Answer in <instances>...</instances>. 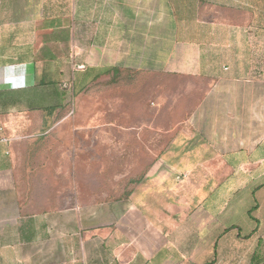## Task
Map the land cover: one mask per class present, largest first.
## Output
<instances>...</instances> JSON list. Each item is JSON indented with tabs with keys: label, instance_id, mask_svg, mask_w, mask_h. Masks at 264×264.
<instances>
[{
	"label": "crops",
	"instance_id": "obj_1",
	"mask_svg": "<svg viewBox=\"0 0 264 264\" xmlns=\"http://www.w3.org/2000/svg\"><path fill=\"white\" fill-rule=\"evenodd\" d=\"M112 68L174 78L176 128L87 198L65 113ZM0 123V264H264V0H0Z\"/></svg>",
	"mask_w": 264,
	"mask_h": 264
},
{
	"label": "rangeland",
	"instance_id": "obj_2",
	"mask_svg": "<svg viewBox=\"0 0 264 264\" xmlns=\"http://www.w3.org/2000/svg\"><path fill=\"white\" fill-rule=\"evenodd\" d=\"M177 81L198 84L193 78ZM172 83L171 77L116 68L101 72L90 84L75 86L65 113V132L80 135L75 143L82 149L79 161L85 171L80 177L87 198L130 194L156 163L158 158L141 138L174 132L176 126L169 123L176 116L174 110L157 99L162 86ZM165 118L168 124L163 123ZM166 143L163 140L162 145ZM150 144L152 149L157 146L152 140Z\"/></svg>",
	"mask_w": 264,
	"mask_h": 264
},
{
	"label": "built area",
	"instance_id": "obj_3",
	"mask_svg": "<svg viewBox=\"0 0 264 264\" xmlns=\"http://www.w3.org/2000/svg\"><path fill=\"white\" fill-rule=\"evenodd\" d=\"M10 138L6 135L4 127L0 123V145L9 142Z\"/></svg>",
	"mask_w": 264,
	"mask_h": 264
},
{
	"label": "trees",
	"instance_id": "obj_4",
	"mask_svg": "<svg viewBox=\"0 0 264 264\" xmlns=\"http://www.w3.org/2000/svg\"><path fill=\"white\" fill-rule=\"evenodd\" d=\"M112 69H116V68H112Z\"/></svg>",
	"mask_w": 264,
	"mask_h": 264
}]
</instances>
